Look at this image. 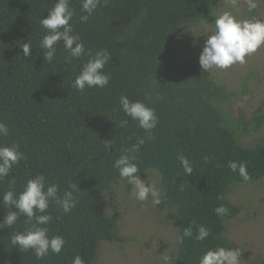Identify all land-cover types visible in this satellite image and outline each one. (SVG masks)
<instances>
[{"label": "trees", "instance_id": "obj_1", "mask_svg": "<svg viewBox=\"0 0 264 264\" xmlns=\"http://www.w3.org/2000/svg\"><path fill=\"white\" fill-rule=\"evenodd\" d=\"M221 0H108L90 17L80 21V0H71L76 15L71 23L91 54L107 49L110 60L103 71L111 74L104 88L83 92L72 81L87 61L85 55L71 59L61 41L51 63L44 60L39 24L55 0H0V120L9 125L0 144L19 143L26 159L14 165L0 181V221L8 208L2 194L15 181L21 191L26 180L43 173L49 183H58L61 194L69 182L81 191L68 214L55 204L48 211L53 219L49 235H62L66 243L60 254L49 252L37 259L34 252L11 244V233L28 225L21 216L11 228L0 229V264H72L80 255L85 264H99L101 242L113 239L117 216L107 214L101 201L120 178L112 167L125 148L145 137L137 122L119 107L127 94L154 107L159 123L153 139L137 153L140 175L155 170L164 188L161 209L173 208L168 219L178 228L174 264H198L209 247L230 246L225 221L237 214L228 199L231 186L264 178V142L245 145L226 122L222 104L227 96L210 71L203 72L199 58L178 50L183 28L193 21L210 20ZM31 40V55L22 44ZM127 119L126 127L120 121ZM259 129L264 115L253 122ZM113 141L110 150L104 141ZM183 154L193 166L184 173L177 156ZM229 161L244 162L251 177L244 181L228 168ZM223 195L224 199H218ZM228 207L220 217L215 208ZM190 221L210 228L204 241L185 238Z\"/></svg>", "mask_w": 264, "mask_h": 264}, {"label": "clouds", "instance_id": "obj_2", "mask_svg": "<svg viewBox=\"0 0 264 264\" xmlns=\"http://www.w3.org/2000/svg\"><path fill=\"white\" fill-rule=\"evenodd\" d=\"M241 0H230L233 10H225L214 17V27L209 31L205 28L203 35L207 37L204 42L199 63L203 72L212 70H226L235 64L247 63V57H251L262 46H264V19L259 16L250 18L242 17L238 10ZM247 4L249 13L255 12L262 0H243ZM108 0H80L81 12L80 21L87 23L96 10L103 4L107 5ZM76 15L75 9L71 7V0H55L53 6L48 10V15L39 20L44 34L39 41V48L43 52L44 60L51 63L57 53V45L62 41L68 57L80 59L87 55L88 59L83 63L79 74L72 81V87L83 92L93 87L104 88L111 80V74L103 71L110 60V53L107 49H100L91 54L85 48L81 36L74 31L71 23ZM197 36V35H196ZM200 36V35H199ZM33 49L31 40L22 44L23 55H31ZM119 107L127 117L137 122V126L144 130L146 136L140 137L137 142L125 148L122 154L115 159L112 167L118 171L120 181H126L131 186L129 195L139 202L148 201L151 198L153 206L162 202V192L157 184L149 176L147 180L141 178V169L137 163V153L146 140L153 139V129L159 123V117L154 107L142 100H132L127 94L119 97ZM129 124L127 119L120 121L121 127ZM10 128L7 123L0 120V137L7 136ZM113 141H104L106 150H110ZM26 159L24 152L20 150L19 143L0 144V181L8 177L14 165ZM183 167L184 173L190 176L193 174V166L189 158L183 154L177 156ZM228 168L239 174L244 180L251 179L247 164L244 162L229 161ZM81 191L77 184L69 182L68 189L61 194L58 183H49L43 173L34 175L26 180L21 191L15 189V181L2 194V203L8 208L3 221H0V229L11 228L17 223L21 216L26 217L28 225L22 231L11 233V244L17 246L21 251L34 252L37 259H43L49 252L60 254L66 243L62 235H49L48 224L53 217L48 211L50 204H55L63 211L70 213L77 205L78 200L74 193ZM218 199L223 200L221 195ZM229 209L221 204L215 208L217 216L227 215ZM209 227L190 221L188 227L183 229L180 237L181 242L185 238L194 241H204L209 237ZM241 253L238 248L229 246L209 247L200 256L198 264H240ZM164 264H167L168 257H163ZM72 264H85L80 255H76Z\"/></svg>", "mask_w": 264, "mask_h": 264}, {"label": "rangeland", "instance_id": "obj_3", "mask_svg": "<svg viewBox=\"0 0 264 264\" xmlns=\"http://www.w3.org/2000/svg\"><path fill=\"white\" fill-rule=\"evenodd\" d=\"M225 10H233L230 0H221L210 20L186 25L180 35L178 50L199 58L207 39L203 35L204 29L210 31L214 27V16ZM238 10L242 17L264 19V0L252 13L241 0ZM246 59L247 63L243 65L235 64L229 69L210 73L227 93L222 104L226 122L233 126L243 144L256 145L264 142V123L259 129L253 123L257 115H264V46ZM147 172L163 195L158 172ZM141 178L147 180V174ZM130 191L131 186L119 180L103 196L101 207L107 214L117 216V224L113 239L101 242L98 247V263L164 264L163 257H168L167 264H174L172 257L178 249L179 234L176 225L167 217L173 208L153 206L151 198L139 202L129 195ZM228 199L237 207V214L225 221L229 247L238 248L240 264H264V178L231 186Z\"/></svg>", "mask_w": 264, "mask_h": 264}]
</instances>
